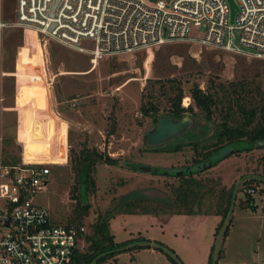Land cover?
<instances>
[{
    "label": "rangeland",
    "instance_id": "1",
    "mask_svg": "<svg viewBox=\"0 0 264 264\" xmlns=\"http://www.w3.org/2000/svg\"><path fill=\"white\" fill-rule=\"evenodd\" d=\"M3 1L5 20L11 23L15 0ZM191 34H197L196 29ZM40 39L16 26L4 29L1 133L3 139L20 145L16 153H23L26 162L40 160L49 166L48 182L34 192L32 201L45 207L56 224L64 225L80 206L70 156L86 146L116 160L113 165L100 162L95 166L97 188L86 197L85 232L115 198L132 191L168 194L170 186L178 182L169 174L133 170V163L164 169L192 165L200 156L186 138L167 142L156 130L159 123H154V117L164 120L168 116L160 82L168 87L171 80L179 81L185 107L193 104L189 88L194 83L206 90L212 83L256 79L264 89V59L248 54L175 42L96 59L54 39L47 38L45 45ZM81 45L91 47L88 41ZM155 95L161 100L158 112L143 115L141 104ZM46 108L54 114L50 120L43 116ZM177 122L183 124L182 131L191 129L198 134L200 141L215 125L199 111L186 113ZM180 142L177 152L151 151ZM227 150L222 148L220 153ZM203 168L197 177H220L235 193L224 239L223 227L215 235L220 215L118 213L109 220L114 241H131L125 246L130 247L146 239L151 247L123 250L105 264H209L211 252L214 264L221 245L223 253L216 264H264V147L231 154ZM246 194H252L248 205ZM80 246L81 251L86 250L84 242Z\"/></svg>",
    "mask_w": 264,
    "mask_h": 264
},
{
    "label": "built area",
    "instance_id": "2",
    "mask_svg": "<svg viewBox=\"0 0 264 264\" xmlns=\"http://www.w3.org/2000/svg\"><path fill=\"white\" fill-rule=\"evenodd\" d=\"M233 1L232 16L229 0H58L54 8L55 0H15L9 23L0 0V264H73L85 233L84 225L52 222L32 201L48 182L47 164L3 163L4 29L29 30L43 45L51 38L96 59L175 42L264 59V0Z\"/></svg>",
    "mask_w": 264,
    "mask_h": 264
},
{
    "label": "trees",
    "instance_id": "3",
    "mask_svg": "<svg viewBox=\"0 0 264 264\" xmlns=\"http://www.w3.org/2000/svg\"><path fill=\"white\" fill-rule=\"evenodd\" d=\"M160 84V88L163 89L160 95L168 103L165 111L168 116L165 117L166 120H158L154 117V123L161 122L156 130L166 137V141L167 139L186 138V143L192 145L195 153L200 155L198 158L193 159L192 165L213 159V156L225 147L228 148L227 153L220 158H214V165L231 154L249 152L255 148L264 147V89L256 79L236 80L226 84L212 83L206 90L194 83L189 88V97L193 104L190 103L187 107L181 105V101L185 96L182 84L179 81L171 80L168 87L162 85L161 82ZM160 103V97L155 95L146 103H142L140 109L143 115L150 116L158 112ZM195 109L204 115L206 121L215 123L211 134L202 141L199 140L198 134L192 133L191 129L182 131L183 129L180 130L179 125L176 123L186 113L196 115ZM216 116L219 120H212ZM203 128L205 130L210 129L207 126ZM204 129L203 131H205ZM202 135L205 136V133ZM169 143L166 146H161L162 148H153L151 151L177 152L180 151L183 144L180 142L172 146ZM17 145L14 140L7 138L3 140V163L15 164L24 160L23 154L18 156L16 153L17 149L21 150L20 145ZM70 159L74 178L77 182L80 206L64 225L79 226L83 225L82 218L89 209L86 197L89 192L94 193L97 188L93 176L96 164L103 162L113 165L116 160L97 149H90L86 146H83L77 154L71 155ZM33 163L42 164L44 162L38 160ZM132 165L136 164L133 163ZM187 166L190 165H185L183 168ZM167 169L158 167L155 174H165L164 172ZM201 171L192 170L184 175L170 174L176 177L178 182L170 186L168 194L148 195L145 192L132 191L121 195L120 198H115L112 205L104 212L99 213L96 220L88 225V231L82 235L86 250L75 249L73 264H105L108 259L114 258L117 253L123 250L151 247L150 242L146 239H142V242H136L130 247L125 246L131 244V241L127 243L114 241V236L109 229V220L118 213L151 214L155 216L166 213L171 215H220L222 220L216 229L215 235L223 227L221 234L222 239H224L231 222L230 213L235 193L231 188H226L220 177H197L196 174ZM246 195L247 198L244 201L248 205L252 201V194ZM154 248L163 250L161 246L157 245ZM170 252L172 253V251ZM222 253L223 248L221 245L216 252L217 258ZM169 258L173 260L172 257L169 256ZM217 258H215L214 264L217 263ZM212 261L211 252L209 264H212Z\"/></svg>",
    "mask_w": 264,
    "mask_h": 264
},
{
    "label": "water",
    "instance_id": "4",
    "mask_svg": "<svg viewBox=\"0 0 264 264\" xmlns=\"http://www.w3.org/2000/svg\"><path fill=\"white\" fill-rule=\"evenodd\" d=\"M58 2V0H55V3L53 5V8L55 7L56 3ZM230 2V5H231V14L233 16L234 12L236 11V5L234 4V1L233 0H229ZM176 123L179 125L180 127V130L183 129V125H180L182 123H178L176 121ZM159 125H161V122L159 123ZM166 139V138H165ZM227 153V151L225 153H220V151L218 153H216L214 156H213V159L214 158H220L221 156H224L225 154ZM212 158L207 160V161H203L199 164H196V165H190V166H187L185 168L183 167H171V168H168L167 171H165L164 173L165 174H179V175H184L186 174V172H191L192 170H202L204 169L203 167H212L214 166L213 164V160ZM130 168H132L133 170H138V171H144V172H147V173H156L158 171V167H153V166H148V165H131Z\"/></svg>",
    "mask_w": 264,
    "mask_h": 264
},
{
    "label": "crops",
    "instance_id": "5",
    "mask_svg": "<svg viewBox=\"0 0 264 264\" xmlns=\"http://www.w3.org/2000/svg\"><path fill=\"white\" fill-rule=\"evenodd\" d=\"M50 115L54 116L53 112H51V114H50V112H49V110H47V108H46V111L43 110V116H44L45 120H50V117H49ZM31 118H32L31 116L27 117V120H31ZM18 143H20V142H18Z\"/></svg>",
    "mask_w": 264,
    "mask_h": 264
},
{
    "label": "bare ground",
    "instance_id": "6",
    "mask_svg": "<svg viewBox=\"0 0 264 264\" xmlns=\"http://www.w3.org/2000/svg\"><path fill=\"white\" fill-rule=\"evenodd\" d=\"M40 53V51H38Z\"/></svg>",
    "mask_w": 264,
    "mask_h": 264
}]
</instances>
